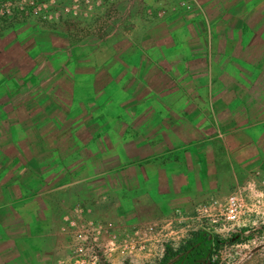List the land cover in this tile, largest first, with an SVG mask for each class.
Instances as JSON below:
<instances>
[{"label": "crops", "instance_id": "0c3cea01", "mask_svg": "<svg viewBox=\"0 0 264 264\" xmlns=\"http://www.w3.org/2000/svg\"><path fill=\"white\" fill-rule=\"evenodd\" d=\"M192 3L169 22L142 21L138 38L97 36L101 53L59 51L61 66L2 73L0 105L16 108L0 113V264H48L82 224L107 248L117 224L122 236L142 226V264L164 242L144 229L176 213L191 221L164 232L178 235L170 242L228 237L216 208L264 186V0ZM251 218L264 211L236 232L264 234Z\"/></svg>", "mask_w": 264, "mask_h": 264}, {"label": "rangeland", "instance_id": "374dc122", "mask_svg": "<svg viewBox=\"0 0 264 264\" xmlns=\"http://www.w3.org/2000/svg\"><path fill=\"white\" fill-rule=\"evenodd\" d=\"M193 9L192 0H0V83L2 73L10 72L6 75L9 82L11 76L13 80L17 77L11 74L13 72L24 74L30 72V69L41 70L47 65L61 66L64 56L60 57L59 51L67 50L71 55L68 57L72 59L78 56L77 53H82V56L94 51L101 53L106 49V44L104 40H97V36H108L110 40L117 39L122 33L131 32L138 38L142 31V21H153L156 24L169 22ZM6 84L10 89L16 86L14 82ZM0 102H6V99ZM4 108L13 112L16 107L1 104L0 113ZM5 124L2 122L3 128H6ZM240 192L264 196V186L251 191H230L225 201L216 208L221 210L222 219L230 209H236L242 217L253 211H264L263 197L247 201L240 197ZM210 210L200 211V207H196L194 213L197 215L199 212L200 219H204ZM176 214L144 229L147 236L160 232L156 238L164 242L156 245H161L163 253L170 239L178 237L165 236L163 233L175 228L186 230L191 221L185 213ZM254 215L258 217L262 214ZM251 220L257 223L264 221V218ZM222 223L227 230L240 225V222L225 220ZM116 227L118 230L115 238L118 243L113 248H107L99 246L94 240V225L78 226L80 230L71 236L74 239L70 238L72 241L60 251H52L48 264H142V226L130 229L126 232L128 236L121 235V226L117 224ZM69 229L72 231L73 225H68L66 230ZM263 235H258L262 242ZM254 237L256 235L252 237L247 234L244 241L252 242ZM215 260L216 264H264V247L256 245L222 250L216 253Z\"/></svg>", "mask_w": 264, "mask_h": 264}, {"label": "trees", "instance_id": "16d2710c", "mask_svg": "<svg viewBox=\"0 0 264 264\" xmlns=\"http://www.w3.org/2000/svg\"><path fill=\"white\" fill-rule=\"evenodd\" d=\"M243 241L239 232L223 239L203 231H191L178 244H167L161 257L146 264H216L213 258L217 252L229 250Z\"/></svg>", "mask_w": 264, "mask_h": 264}, {"label": "built area", "instance_id": "2783aa9c", "mask_svg": "<svg viewBox=\"0 0 264 264\" xmlns=\"http://www.w3.org/2000/svg\"><path fill=\"white\" fill-rule=\"evenodd\" d=\"M161 15L162 14H159V16H161ZM231 201L233 202V200H231ZM212 204H213L212 202L211 203L208 202V203H203V204L199 205L200 211L210 210ZM197 216H198V218L201 217L200 214H199V212H197ZM241 218H242V215L240 216V212H238L236 209H230L229 211H227V213H225V215H224V217H223L222 220L223 221L225 220L227 222H234V223L236 222V223H239V222H241ZM236 229H237V227H235L233 229H228V231H229L228 237H229V235L231 233H235L236 232ZM245 236H242V237L244 238ZM260 238L261 237L256 236V237L253 238V241L252 242L248 240L246 242H243L242 244H238L236 246H233L231 249H234V248H248V247H251V246L254 247L256 245H257V247L258 246L260 247L261 245H263V242L260 241ZM256 241H257V243H256ZM215 257H216V255H215ZM215 257L213 258V260H215Z\"/></svg>", "mask_w": 264, "mask_h": 264}]
</instances>
